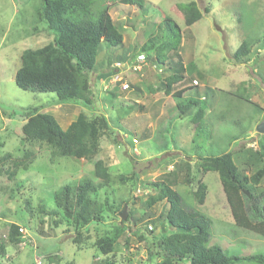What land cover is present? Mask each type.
Returning <instances> with one entry per match:
<instances>
[{
    "label": "rangeland",
    "instance_id": "rangeland-1",
    "mask_svg": "<svg viewBox=\"0 0 264 264\" xmlns=\"http://www.w3.org/2000/svg\"><path fill=\"white\" fill-rule=\"evenodd\" d=\"M187 3L195 4L202 14L200 20L188 27L184 25L181 11ZM40 4L41 0H0V157L6 153L19 155L23 114L28 109L52 115L63 129L80 112L89 116L94 113L107 115L112 131L103 137L106 144L98 156L104 158L111 179L98 197L106 200L110 211L106 213V224L98 233L90 230V236L94 239L97 234L112 233V225L117 224L124 208L123 221L129 219V222L113 252L106 258L99 257V261L103 258L112 259L115 264L158 262L149 258L148 239H158L172 233L173 229L165 219L168 204L162 201L148 207L146 199L155 194L153 183L158 182L159 176L163 178L177 169L175 190L181 196V207L203 214L211 222L208 245L218 246L229 256L262 258V262L242 259L231 264H264V238L234 224L216 173L204 175L207 194L202 205L195 203L192 189L202 176L197 163L193 167L190 165L198 157L224 153H232L235 162L239 153L235 150L245 142L241 151L244 155L255 157L257 151L264 153V132L256 131L264 120L260 111V106L264 109V0H143L142 7L123 0H105L102 6L109 8L113 22L119 25L123 47L101 46L97 60L102 61L112 54L118 58L126 54V57L122 61L118 58V62L112 61V68L117 71L112 79L98 78L96 74L102 72L98 68L93 73L91 82H97L96 87L93 86L97 95L96 100H92L93 106L75 102L58 106L53 93L24 91L15 85L14 75L23 50L40 47L50 40L39 33L44 27L36 19ZM163 16L171 18L181 29L178 53L169 54L171 61L180 60L186 66L184 82L172 88L186 91L177 101L172 95H164L161 88L159 95L153 96L154 86L159 85L165 73L146 64L145 55L140 52L146 40L157 35L156 26ZM242 41L251 46L250 61L236 64L231 56ZM138 55L144 56L143 61H138L137 70H133L129 65H134L133 60ZM166 66L158 67L162 70ZM125 85L128 88L123 89ZM136 92L139 97L134 94ZM122 95L137 99L134 106L146 108L135 109L134 113V120L140 124L137 131L145 133H137L132 128L133 122L129 120L134 116L126 118V110L132 104L118 98ZM160 99L161 104L167 102L166 106H173V109L166 108L160 114L154 111V102ZM189 99L193 101L190 109L181 114L175 104L186 103ZM199 110L204 112L202 118L197 117ZM147 126L150 128L145 129ZM253 143L255 147H251ZM33 152L36 160L27 171L18 174L16 182L0 175V242L5 244L7 251L0 257V264H35L36 258L48 264L45 257L49 255L57 256L53 264H98L99 261L92 258L99 254L94 248L77 250L70 234L62 231L65 223L58 224L56 220L54 224L53 218L47 215L55 209L54 192L64 185H77L80 177L92 176L91 163L75 162L66 157L50 159L47 147ZM132 173L136 175L133 184L124 180ZM188 173H193L191 184L186 183ZM248 186L252 184L248 182ZM249 192H245L244 198L249 210H256L257 201L259 207L264 206V181ZM30 211L33 220L27 223ZM10 223L26 232L17 247L7 238Z\"/></svg>",
    "mask_w": 264,
    "mask_h": 264
},
{
    "label": "trees",
    "instance_id": "trees-1",
    "mask_svg": "<svg viewBox=\"0 0 264 264\" xmlns=\"http://www.w3.org/2000/svg\"><path fill=\"white\" fill-rule=\"evenodd\" d=\"M104 1L41 0L40 7L36 11V19L44 27L38 32L45 34L50 40L40 47L23 50L19 67L14 75L15 85L24 91L53 93L56 97L55 104L75 102L84 106H93L92 100L97 98L93 88L96 87V82H91L93 73L97 68L101 69L102 72L97 73L96 76L107 80L117 72L112 68V61L118 62V56L112 54L104 57L102 61L97 60L101 46L113 49L123 47V36L119 31V25L113 22L109 8L102 6ZM123 1L138 7L143 5V0ZM181 11L186 27L202 17L193 3L185 4ZM203 12L207 13V10L204 9ZM156 33L157 35L153 34L146 40L140 52L145 55L146 64L156 66L159 73H165L156 89H163L164 95H172L177 101L186 91L184 89L175 91L172 88L185 79V68L180 60L171 61L169 54L178 53L181 45V29L171 18L163 16L162 21L156 26ZM251 53V46L246 41H242L231 56V60L236 64H246L250 61ZM124 57L126 54L121 55L119 61ZM165 64L167 66L160 70L158 66ZM112 96L114 95L112 94L111 98ZM192 103L191 99L186 103L177 102L175 108L181 114H185ZM256 107L259 108L257 105ZM203 115L204 112L199 110L197 117L202 118ZM195 128L198 129L199 126ZM109 131H112L109 121L103 114L94 113L89 116L80 112L66 129H62L52 115L36 109H28L23 114L19 155L6 153L0 157V175H4L11 182H16L18 174L29 169L36 160L33 150L40 147H47L50 159L66 157L75 162L91 163L92 176L81 177L77 185H64L54 192L55 209L50 210L47 215L53 218L54 224L57 221L58 224L65 223L62 231L70 234L71 243L77 250L94 248L99 253L92 257L94 261H99V257L106 258L113 252L117 239L125 232V224L129 222V219L123 221L119 217L117 224L112 225V233L97 234L94 239L90 236V230L98 233L99 228L106 224V213L110 211L106 200L101 201L98 197L100 190L111 179L107 166L98 156L106 144L103 137L108 135ZM253 158L262 166L250 177L241 174L233 162L232 153L198 157L197 161L194 159L195 162L190 165L193 167L197 163L202 177L194 182L196 187L192 189V196L197 205H202L207 194L204 175L216 173L234 224L256 232L264 238V206L259 207L257 201L256 210H249L244 201L245 192L252 189L248 186V182L258 185L264 178V153L257 151ZM134 174L124 180L133 184L136 178ZM177 176V169L163 178L159 176L158 182L153 183L155 194L146 199L148 207L162 201L168 204L165 219L173 229L168 235H161L158 239H148L150 260H158L155 264H231L242 259L262 262L260 256L248 258L229 256L218 246L208 245L211 222L205 215L196 211H186L181 207V196L175 190ZM186 181L188 184L193 183V173L187 174ZM39 207L41 209L43 206ZM32 220L33 215L30 211L27 223ZM8 229V241L17 247L21 243L19 226L10 223ZM124 243H127L126 239ZM6 252L5 244L0 242V257ZM45 258L48 259V264H53L57 256L49 255ZM103 258L98 264H115L112 259L107 261Z\"/></svg>",
    "mask_w": 264,
    "mask_h": 264
},
{
    "label": "crops",
    "instance_id": "crops-1",
    "mask_svg": "<svg viewBox=\"0 0 264 264\" xmlns=\"http://www.w3.org/2000/svg\"><path fill=\"white\" fill-rule=\"evenodd\" d=\"M184 66V68L186 69V66L185 65H183ZM121 73H125V71H122ZM185 80V79H184ZM184 80L181 82V83H183L184 82ZM97 83V82H96ZM154 87H158V86H154ZM154 89V93L155 94H153V96H155V95H159V89ZM262 88H263V86H262ZM263 90H264V88H263ZM136 91H138L137 89H136ZM135 95L136 94H138V92H136V93H134ZM124 95H122V97H118V98H123V99H125L126 101L125 102H127L128 104H132L131 106H130V108H127V110H126V118H130V117H133V119H130L129 121H131V122H133V124H132V128L135 130V131H137V129L139 128V122H137L136 120H134V118H135V116H136V114H134L135 113V109H137L138 111H140V110H144V109H146L145 107H143V108H141L140 106H134V103H136V100L137 99H134V98H132V97H123ZM169 96V95H168ZM171 96V95H170ZM113 97V99H114V96H112ZM136 97H139V95H136ZM161 100L162 99H160V100H156L154 103H155V107H156V109H154V111H156V112H158L159 114L162 112H164V110L167 108V110L169 109H173V106H170V105H168V106H166L167 105V102L165 103V104H161L162 102H161ZM111 101V100H110ZM109 101V102H110ZM158 101V102H157ZM161 104L160 105V108L159 107H157V106H159L158 104ZM169 104V103H168ZM58 106L59 105H61V104H57ZM260 106V105H259ZM263 106H260V108H261V112L264 114V109L262 108ZM157 113V114H158ZM78 116V115H77ZM105 117L108 119V116L107 115H105ZM77 118V117H76ZM125 118V119H126ZM56 119V118H55ZM128 120H126L125 122H127ZM142 122V121H141ZM72 122H70L69 123V125L71 124ZM68 125V126H69ZM67 126V127H68ZM135 127V128H134ZM150 127L149 126H147V128H145V129H149ZM63 129V128H62ZM140 131V130H139ZM139 131H137V133H141V134H143V133H145V131L143 130V132L141 131V132H139ZM145 136H147V133L145 134ZM245 144H247V142H245ZM245 144H242L241 146H239L236 150H235V153H238L237 154V157H236V161L234 162V159H233V162H234V164L236 163L237 165H238V163L241 165L239 168H240V170H239V168H238V166L237 165H235L237 168H238V170L241 172V174H243L244 176H246V177H250L254 172H256L258 169H260L261 168V164H259V163H257V161H255V159L252 157V155H244L243 153H241V151L243 150V147L245 146ZM254 144L255 143H253V144H251V147H255L254 146ZM124 145H128V144H124ZM135 148L133 147L132 148V151L134 150ZM102 159H103V161H104V158L102 157ZM81 178V177H80ZM203 181H204V179H203ZM261 181H264V178L261 180ZM260 185V183L258 184V185H252V189H257V187ZM222 187V186H221ZM139 191V190H138ZM222 191H223V189H222ZM224 193V192H223ZM246 193H248L247 191H246ZM245 193V194H246ZM226 198V197H225ZM228 204V203H227ZM229 206V205H228Z\"/></svg>",
    "mask_w": 264,
    "mask_h": 264
},
{
    "label": "clouds",
    "instance_id": "clouds-1",
    "mask_svg": "<svg viewBox=\"0 0 264 264\" xmlns=\"http://www.w3.org/2000/svg\"><path fill=\"white\" fill-rule=\"evenodd\" d=\"M143 55V54H142ZM142 55H138V56H136V58L133 60V64L134 65H132V66H130L129 65V68H132L133 70H135L136 68H137V66H139V65H137V62L138 63H140V61H143V57L144 56H142ZM114 65V64H113ZM136 65V66H135ZM115 69V68H114ZM137 70V69H136ZM117 76V75H116ZM112 78H114V75L110 78V79H112ZM194 83H196V82H194ZM197 84V83H196ZM126 88H128V86L126 87ZM42 263V262H41Z\"/></svg>",
    "mask_w": 264,
    "mask_h": 264
},
{
    "label": "water",
    "instance_id": "water-1",
    "mask_svg": "<svg viewBox=\"0 0 264 264\" xmlns=\"http://www.w3.org/2000/svg\"><path fill=\"white\" fill-rule=\"evenodd\" d=\"M256 131L259 132V133L264 132V120H262L260 122V124L257 126ZM122 212H123L122 213L123 215H120V218H121V220H124L125 219V208H124V210Z\"/></svg>",
    "mask_w": 264,
    "mask_h": 264
},
{
    "label": "built area",
    "instance_id": "built-area-1",
    "mask_svg": "<svg viewBox=\"0 0 264 264\" xmlns=\"http://www.w3.org/2000/svg\"><path fill=\"white\" fill-rule=\"evenodd\" d=\"M126 85L125 86H123V89H126ZM19 233L21 234V237L24 239L25 238V234H26V232H25V230L24 229H22V228H19ZM20 245V244H19ZM35 264H42L41 263V260L39 259V258H36V260H35Z\"/></svg>",
    "mask_w": 264,
    "mask_h": 264
}]
</instances>
